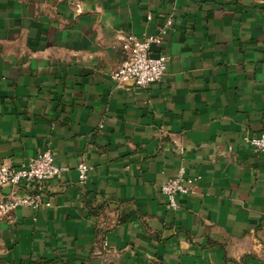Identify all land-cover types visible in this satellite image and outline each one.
<instances>
[{
  "label": "crops",
  "instance_id": "1",
  "mask_svg": "<svg viewBox=\"0 0 264 264\" xmlns=\"http://www.w3.org/2000/svg\"><path fill=\"white\" fill-rule=\"evenodd\" d=\"M157 34L161 81H112L121 38ZM262 132L264 0H0V164L68 168L0 216V264H264Z\"/></svg>",
  "mask_w": 264,
  "mask_h": 264
},
{
  "label": "built area",
  "instance_id": "2",
  "mask_svg": "<svg viewBox=\"0 0 264 264\" xmlns=\"http://www.w3.org/2000/svg\"><path fill=\"white\" fill-rule=\"evenodd\" d=\"M147 19L150 20L151 17L148 16ZM169 23L170 20H167L165 27H168ZM163 32L164 30L161 33ZM158 35L146 36L140 39L131 35L123 36L121 38L123 59L120 65L111 73V80L117 84L132 82L138 88L160 82L166 72L168 57L162 54L150 55L151 44L160 41ZM102 128L103 124H99L96 132H99ZM247 142L255 153L264 152V132L259 136L249 138ZM75 169L78 184L84 185L91 167L81 161ZM67 171V167L57 165L54 162L50 149L21 162L18 166L1 163L0 188H9V192L0 197V216H8L20 207L31 208L32 210L49 207V198L44 190L45 183L50 178L61 180ZM185 180V171L180 169L173 178L166 180L159 186L160 194L165 197L167 206L172 210H176L178 207L177 197L179 195L194 192V187H185ZM21 183L31 186V193L27 196H16L15 191ZM104 245L106 246L105 243Z\"/></svg>",
  "mask_w": 264,
  "mask_h": 264
}]
</instances>
